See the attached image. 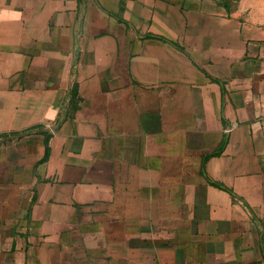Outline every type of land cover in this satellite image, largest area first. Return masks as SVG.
Returning <instances> with one entry per match:
<instances>
[{
  "label": "crops",
  "instance_id": "crops-1",
  "mask_svg": "<svg viewBox=\"0 0 264 264\" xmlns=\"http://www.w3.org/2000/svg\"><path fill=\"white\" fill-rule=\"evenodd\" d=\"M0 264H264V0H0Z\"/></svg>",
  "mask_w": 264,
  "mask_h": 264
}]
</instances>
